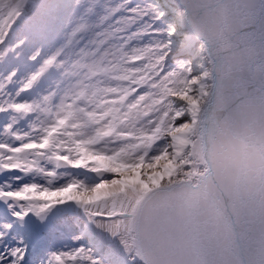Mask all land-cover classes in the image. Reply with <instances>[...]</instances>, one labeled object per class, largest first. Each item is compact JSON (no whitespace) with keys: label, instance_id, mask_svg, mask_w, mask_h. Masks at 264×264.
<instances>
[{"label":"snow or ice","instance_id":"1","mask_svg":"<svg viewBox=\"0 0 264 264\" xmlns=\"http://www.w3.org/2000/svg\"><path fill=\"white\" fill-rule=\"evenodd\" d=\"M60 28L36 71H0V264H264V0H0V62ZM113 57L147 76L101 118L73 101ZM216 168L248 177L230 214ZM65 205L84 228L57 246Z\"/></svg>","mask_w":264,"mask_h":264},{"label":"rangeland","instance_id":"2","mask_svg":"<svg viewBox=\"0 0 264 264\" xmlns=\"http://www.w3.org/2000/svg\"><path fill=\"white\" fill-rule=\"evenodd\" d=\"M132 3H144L146 0H131ZM23 20L18 21L22 24ZM63 42V29L60 28L52 39L43 40L30 46L18 60H13L9 66L7 62H0V71L5 67L18 68L17 79H22L30 73L36 71L41 63V58L38 57L35 61L29 60L28 57L35 47H40L41 57H46L51 54ZM133 44L136 41H132ZM60 72L56 69H50L46 72L38 82L37 86L30 90V93H35L37 90L46 92L57 87V80ZM147 76L146 72L140 69L127 67L126 62L120 57H113L107 63H98L90 65L79 83L82 87L77 89L76 100H84L89 104L98 105L100 111L95 114L98 117L106 118L105 113L111 109H119L127 96L134 90L133 85H137V81L142 77ZM138 86V85H137ZM6 122L4 114H0V129ZM0 138H3L0 133ZM16 143H19L17 141ZM3 175V173H0ZM14 175H20L18 172L9 174V179ZM29 177H25L27 181ZM49 220L57 230V236L54 243L57 246L71 245L75 243L71 240L73 235H78L84 228V217L75 210L74 205L58 206L50 214ZM2 247V245H0ZM31 248V244H29Z\"/></svg>","mask_w":264,"mask_h":264},{"label":"water","instance_id":"3","mask_svg":"<svg viewBox=\"0 0 264 264\" xmlns=\"http://www.w3.org/2000/svg\"><path fill=\"white\" fill-rule=\"evenodd\" d=\"M227 56V53L224 54ZM225 173L222 169L216 168L208 176L209 183L215 181L216 192L220 199L222 211L230 214L233 210L234 203L240 198H247L249 195V183L247 176H241L238 185L232 186L222 182Z\"/></svg>","mask_w":264,"mask_h":264}]
</instances>
